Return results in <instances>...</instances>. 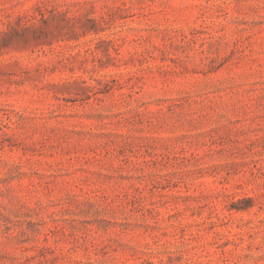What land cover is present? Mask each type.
Wrapping results in <instances>:
<instances>
[{
  "label": "rangeland",
  "instance_id": "obj_1",
  "mask_svg": "<svg viewBox=\"0 0 264 264\" xmlns=\"http://www.w3.org/2000/svg\"><path fill=\"white\" fill-rule=\"evenodd\" d=\"M0 264H264V0H0Z\"/></svg>",
  "mask_w": 264,
  "mask_h": 264
}]
</instances>
